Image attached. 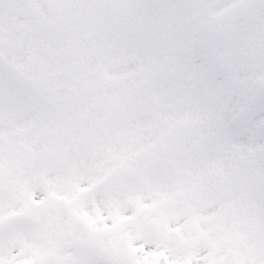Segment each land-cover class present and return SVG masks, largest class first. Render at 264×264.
I'll return each instance as SVG.
<instances>
[{"label": "snow or ice", "instance_id": "1", "mask_svg": "<svg viewBox=\"0 0 264 264\" xmlns=\"http://www.w3.org/2000/svg\"><path fill=\"white\" fill-rule=\"evenodd\" d=\"M0 264H264V0H0Z\"/></svg>", "mask_w": 264, "mask_h": 264}]
</instances>
